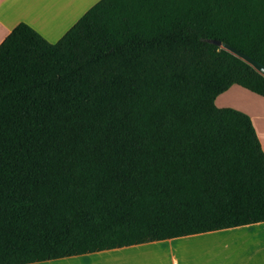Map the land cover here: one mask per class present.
Here are the masks:
<instances>
[{"label": "trees", "instance_id": "1", "mask_svg": "<svg viewBox=\"0 0 264 264\" xmlns=\"http://www.w3.org/2000/svg\"><path fill=\"white\" fill-rule=\"evenodd\" d=\"M264 0H101L52 44L0 45V264H34L264 222L252 119Z\"/></svg>", "mask_w": 264, "mask_h": 264}, {"label": "crops", "instance_id": "2", "mask_svg": "<svg viewBox=\"0 0 264 264\" xmlns=\"http://www.w3.org/2000/svg\"><path fill=\"white\" fill-rule=\"evenodd\" d=\"M100 1L0 0V45L22 23L55 44ZM221 96L219 108L252 119L264 150V98L239 86ZM34 264H264V222Z\"/></svg>", "mask_w": 264, "mask_h": 264}, {"label": "water", "instance_id": "3", "mask_svg": "<svg viewBox=\"0 0 264 264\" xmlns=\"http://www.w3.org/2000/svg\"><path fill=\"white\" fill-rule=\"evenodd\" d=\"M211 43H213L214 45H217L219 47H223L228 49L229 51H231L232 53H234L237 57H239L240 59L244 60L245 62H247L248 64H250L253 68H255L260 74H262L264 76V66L261 65L260 63L252 60L251 58L233 50L230 49L228 47L222 46L221 42L219 41H210Z\"/></svg>", "mask_w": 264, "mask_h": 264}, {"label": "rangeland", "instance_id": "4", "mask_svg": "<svg viewBox=\"0 0 264 264\" xmlns=\"http://www.w3.org/2000/svg\"><path fill=\"white\" fill-rule=\"evenodd\" d=\"M220 97H221V98H220ZM220 97H219V99H220V100H219V103H220V102L223 103V100L226 99V96H225V97L220 96ZM222 97H223V98H222Z\"/></svg>", "mask_w": 264, "mask_h": 264}]
</instances>
